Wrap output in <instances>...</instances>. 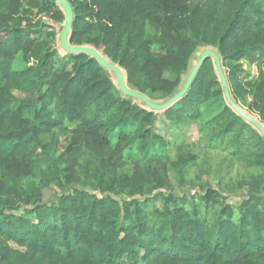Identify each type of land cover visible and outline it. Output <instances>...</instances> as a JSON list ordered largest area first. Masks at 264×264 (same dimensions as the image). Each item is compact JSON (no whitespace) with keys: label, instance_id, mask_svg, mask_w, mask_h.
Listing matches in <instances>:
<instances>
[{"label":"trees","instance_id":"1","mask_svg":"<svg viewBox=\"0 0 264 264\" xmlns=\"http://www.w3.org/2000/svg\"><path fill=\"white\" fill-rule=\"evenodd\" d=\"M66 1L68 43L117 66L128 89L164 103L212 49L264 126V0ZM64 22L56 0H0V264H264V139L227 104L213 60L151 111L89 55L65 51L70 69L56 71ZM158 112L198 140L154 133ZM51 186L75 187L42 203Z\"/></svg>","mask_w":264,"mask_h":264},{"label":"water","instance_id":"2","mask_svg":"<svg viewBox=\"0 0 264 264\" xmlns=\"http://www.w3.org/2000/svg\"><path fill=\"white\" fill-rule=\"evenodd\" d=\"M56 2L65 14V22L62 25V29L58 35V42H59V45L61 46V48L68 53L86 54V55H89L92 58H94L100 64V66L107 69L108 71H110L114 75L116 86L123 95L129 96L135 100H138L143 105H145L146 108L150 109L151 111H155V112L163 111V110L167 109L171 104L176 102L179 98H181L187 92L189 86L191 85V83L193 81L194 76L196 75V73L200 69L202 63L206 59L211 58L214 62V66H215L220 84L222 86L223 95H224V98H225L227 104L235 113H237L247 123H249L250 125L255 127L259 131V133L261 134L262 138L264 139V126L255 117L247 114L232 99V97L229 93V89H228V85H227V81H226L224 72H223L222 67H221L220 58L215 53V51H213L212 49H205V50L200 52V54H199L200 57H199L198 61L196 62V64L191 69V71L188 75V78L186 79L182 88L174 96H172L169 100H167L164 103L154 102V101H151L146 96H144L143 94L128 89L126 86V81H125V78H124L122 71L117 66H115L111 62L107 61L106 58L102 57L97 51H95L89 47L71 46L68 43V36H69L71 23H72V19H73L72 9L66 0H56Z\"/></svg>","mask_w":264,"mask_h":264},{"label":"rangeland","instance_id":"3","mask_svg":"<svg viewBox=\"0 0 264 264\" xmlns=\"http://www.w3.org/2000/svg\"><path fill=\"white\" fill-rule=\"evenodd\" d=\"M204 1L205 0H197V2L199 4H202ZM55 28H56L57 32L60 33V31H61L60 26L57 25V26H55ZM200 52L194 54L193 60L191 62V64H193V66L198 61V59L200 57V55H199ZM55 54H56V59H58V60H56L58 63L55 64L56 71H65V70L70 69V66L67 63V59L65 57L66 52L59 45L58 37H57V43H56V47H55ZM59 62L64 63V66L62 64H59ZM193 66H192V68H193ZM243 66H244L246 72L249 73V76L253 80L257 74L256 66L250 65L247 62H243ZM188 75L182 77V79H181L182 86L185 83L186 79L188 78ZM166 77L169 79L175 78V76L173 74H170V73H167ZM138 103L141 104L140 102H138ZM160 103H162V102H160ZM153 131L157 135L162 136L165 139L171 140L175 144L192 143V142H196L198 140V136H197V132H196V125L190 126V127L189 126H183V125H176V124L170 122L169 120H167L166 117L161 112L157 113L155 124L153 126ZM224 154L225 153H223L220 150L217 151V157H219V158L223 157ZM233 163H234V170L236 169L235 172H233V174H236L237 172L239 173V175L244 174L243 168L238 167V162L236 159L233 160ZM234 176H237V175H234ZM210 185L212 186L213 189H216L217 188L216 180H211ZM74 187L75 186L67 189L65 192H61L56 187L51 186V187H49L43 191L41 202L46 203V204H50L51 202L56 201L57 198L60 195H62L63 193L64 194L69 193ZM195 192H198V190L197 189L190 190L189 187H187V186L181 187V188H179L178 186H175L173 193L177 196H183V195H191V194H194ZM225 196L227 199V203L229 205H231L233 207H238L241 204V202L246 198V191L245 190L238 191V192L231 194V195L225 194Z\"/></svg>","mask_w":264,"mask_h":264}]
</instances>
